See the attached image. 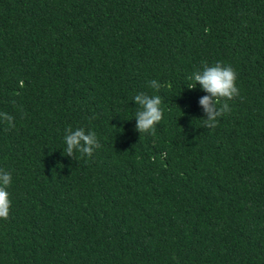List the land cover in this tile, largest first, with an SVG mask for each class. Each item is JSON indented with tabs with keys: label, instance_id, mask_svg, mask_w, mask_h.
I'll return each mask as SVG.
<instances>
[{
	"label": "trees",
	"instance_id": "16d2710c",
	"mask_svg": "<svg viewBox=\"0 0 264 264\" xmlns=\"http://www.w3.org/2000/svg\"><path fill=\"white\" fill-rule=\"evenodd\" d=\"M217 62L239 95L208 128L186 77ZM0 170V264H264V0H0Z\"/></svg>",
	"mask_w": 264,
	"mask_h": 264
},
{
	"label": "clouds",
	"instance_id": "9594fccd",
	"mask_svg": "<svg viewBox=\"0 0 264 264\" xmlns=\"http://www.w3.org/2000/svg\"><path fill=\"white\" fill-rule=\"evenodd\" d=\"M186 79L189 81L187 84L189 89H194L199 84L205 92L210 94L200 100V104L203 105L207 113V119L203 118V123L208 128L216 127L217 118L231 111L227 102L221 104L220 101L222 99L225 101L231 100L239 95L235 69L230 65L224 66L221 62H217L213 66H208L205 63L202 69L193 71ZM149 85L157 90L161 87L156 80H151ZM134 101L140 105V109L135 113L136 130L140 133L149 132L163 117L160 107L161 97L159 95L140 94L134 96ZM5 119L9 122L12 120L10 116H5ZM66 132L68 134L65 135L64 139L67 145V156H72L74 150H76L90 157L94 149L100 147L95 132L89 131L86 135L82 128L73 132L70 127L66 129ZM81 141H83V145H81ZM161 155L166 157L167 154L162 153ZM10 183L11 174L0 170V218L3 219L8 218L11 207L10 194L7 191Z\"/></svg>",
	"mask_w": 264,
	"mask_h": 264
}]
</instances>
